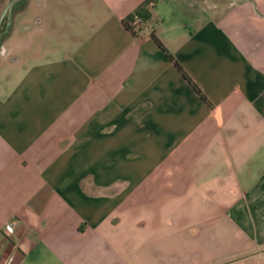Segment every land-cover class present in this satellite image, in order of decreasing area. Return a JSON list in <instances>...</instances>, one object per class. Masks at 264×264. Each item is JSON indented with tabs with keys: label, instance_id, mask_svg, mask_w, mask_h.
Segmentation results:
<instances>
[{
	"label": "crops",
	"instance_id": "1",
	"mask_svg": "<svg viewBox=\"0 0 264 264\" xmlns=\"http://www.w3.org/2000/svg\"><path fill=\"white\" fill-rule=\"evenodd\" d=\"M144 1L10 5L0 264H264V0Z\"/></svg>",
	"mask_w": 264,
	"mask_h": 264
},
{
	"label": "trees",
	"instance_id": "2",
	"mask_svg": "<svg viewBox=\"0 0 264 264\" xmlns=\"http://www.w3.org/2000/svg\"><path fill=\"white\" fill-rule=\"evenodd\" d=\"M154 2H155V0H145L144 3H143V5H142V7H140V8H136L134 11H135V12H138V14L141 15V17H142L143 19H145V18L147 17V15H148V12H147V10L145 9L144 6H145L146 4H148V3H154ZM131 20H132V14H129V15L124 19V21H123L124 24H123V25H124V27H125L130 33L134 34L135 31L132 30L131 26L129 25V24L131 23ZM151 35H152V37H153V40H154L155 44H156L159 48H161L163 51H166L165 48H164V46L161 44L160 40H159L158 38H156V37L153 35V33H151ZM168 56H169V58H172V56H170V55H168ZM173 62H174V64L176 65V67L182 71V69L180 68V66H178V64H177L174 60H173ZM182 73H183V75H185V73H184L183 71H182ZM191 84H192V86L197 90V92L200 91L199 88H198L194 83L191 82ZM199 93H200V92H199Z\"/></svg>",
	"mask_w": 264,
	"mask_h": 264
},
{
	"label": "rangeland",
	"instance_id": "3",
	"mask_svg": "<svg viewBox=\"0 0 264 264\" xmlns=\"http://www.w3.org/2000/svg\"><path fill=\"white\" fill-rule=\"evenodd\" d=\"M10 0H0V50L3 49V45L5 43V37L8 34V23L10 22L9 16L15 12V5L10 9H6L5 13L2 15L5 4H7ZM8 13L9 16H8ZM3 53H8L6 48L4 47ZM1 53V54H3Z\"/></svg>",
	"mask_w": 264,
	"mask_h": 264
},
{
	"label": "built area",
	"instance_id": "4",
	"mask_svg": "<svg viewBox=\"0 0 264 264\" xmlns=\"http://www.w3.org/2000/svg\"><path fill=\"white\" fill-rule=\"evenodd\" d=\"M131 14H132V20L129 25L131 26L132 30L138 32L142 26L145 27V24H147V22L145 21V19L141 17V15L138 14V12L133 11ZM13 229H14V221L10 220L6 222L5 225L3 226L1 234L4 237H9L13 232ZM10 259L11 258H8L7 261H5V264H9Z\"/></svg>",
	"mask_w": 264,
	"mask_h": 264
},
{
	"label": "water",
	"instance_id": "5",
	"mask_svg": "<svg viewBox=\"0 0 264 264\" xmlns=\"http://www.w3.org/2000/svg\"><path fill=\"white\" fill-rule=\"evenodd\" d=\"M14 1H16V0H10L7 4H5L2 15L5 13L6 9H8L10 7V5L14 3Z\"/></svg>",
	"mask_w": 264,
	"mask_h": 264
}]
</instances>
